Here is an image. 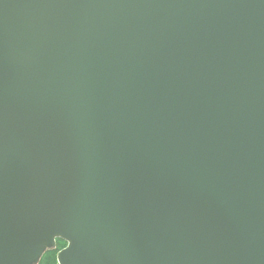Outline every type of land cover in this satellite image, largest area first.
<instances>
[{
	"label": "water",
	"instance_id": "1",
	"mask_svg": "<svg viewBox=\"0 0 264 264\" xmlns=\"http://www.w3.org/2000/svg\"><path fill=\"white\" fill-rule=\"evenodd\" d=\"M264 264V0H0V264Z\"/></svg>",
	"mask_w": 264,
	"mask_h": 264
},
{
	"label": "trees",
	"instance_id": "2",
	"mask_svg": "<svg viewBox=\"0 0 264 264\" xmlns=\"http://www.w3.org/2000/svg\"><path fill=\"white\" fill-rule=\"evenodd\" d=\"M67 246V243L63 240H57V248L48 251L42 258L40 264H58V253Z\"/></svg>",
	"mask_w": 264,
	"mask_h": 264
},
{
	"label": "rangeland",
	"instance_id": "3",
	"mask_svg": "<svg viewBox=\"0 0 264 264\" xmlns=\"http://www.w3.org/2000/svg\"><path fill=\"white\" fill-rule=\"evenodd\" d=\"M58 261V260H57Z\"/></svg>",
	"mask_w": 264,
	"mask_h": 264
}]
</instances>
